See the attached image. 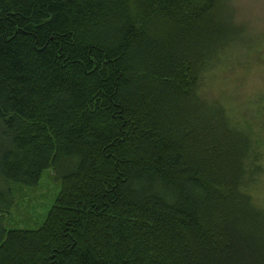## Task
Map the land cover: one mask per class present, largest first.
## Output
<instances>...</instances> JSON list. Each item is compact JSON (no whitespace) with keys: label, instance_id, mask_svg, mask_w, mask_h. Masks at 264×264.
Wrapping results in <instances>:
<instances>
[{"label":"trees","instance_id":"1","mask_svg":"<svg viewBox=\"0 0 264 264\" xmlns=\"http://www.w3.org/2000/svg\"><path fill=\"white\" fill-rule=\"evenodd\" d=\"M221 0H0V264H264L252 139L199 97ZM60 192L6 229L11 186Z\"/></svg>","mask_w":264,"mask_h":264},{"label":"rangeland","instance_id":"2","mask_svg":"<svg viewBox=\"0 0 264 264\" xmlns=\"http://www.w3.org/2000/svg\"><path fill=\"white\" fill-rule=\"evenodd\" d=\"M235 32V36L215 55L202 73L199 97L207 104L223 108L229 126L250 134L252 152L248 163L260 168L247 176L245 191L264 208V0H221L216 17ZM10 210L3 213L8 229L39 228L53 206L60 181L53 170L42 172L35 187L12 185Z\"/></svg>","mask_w":264,"mask_h":264}]
</instances>
